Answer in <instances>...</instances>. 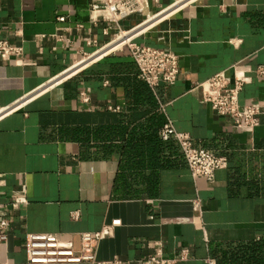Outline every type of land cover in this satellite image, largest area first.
I'll use <instances>...</instances> for the list:
<instances>
[{"label": "crops", "instance_id": "1", "mask_svg": "<svg viewBox=\"0 0 264 264\" xmlns=\"http://www.w3.org/2000/svg\"><path fill=\"white\" fill-rule=\"evenodd\" d=\"M173 6L135 40L179 58L176 83L151 89L126 49L86 60L113 36L89 23L88 0H0V40L22 50L0 59V264H26L27 234L78 250L104 226L114 230L99 261L141 264L162 249L186 250L179 264H264V125L233 128L193 91L237 64L239 102L264 101V0ZM167 121L226 159L213 182L191 178L176 142L161 140Z\"/></svg>", "mask_w": 264, "mask_h": 264}, {"label": "built area", "instance_id": "2", "mask_svg": "<svg viewBox=\"0 0 264 264\" xmlns=\"http://www.w3.org/2000/svg\"><path fill=\"white\" fill-rule=\"evenodd\" d=\"M164 1H172V3L158 9V6ZM178 1L181 0H88L89 23L93 26H97L100 22L104 23L107 26L103 30L104 35L112 31L113 36L108 44L86 56V60L119 41L125 37L124 35L132 33L148 21L149 17L159 14ZM57 21L64 22V18L60 17ZM124 23H128V25L125 27ZM142 34L127 38L117 50L111 53L126 49L129 58L138 70L139 79L151 89L160 84L174 85L179 75V58L169 50L136 43L135 40ZM93 44L95 43L93 42ZM21 54V48L12 47L7 42L0 40V59L17 58ZM256 73L261 74V72ZM246 80L245 72L241 71L237 64H234L209 80L195 84L193 91L199 93L200 102L203 105L208 106L216 115L230 121L233 128L250 132L254 128L264 125L262 122L264 101L239 102V96ZM78 97L82 104L89 102L84 91L80 90ZM159 137L164 142L169 140L176 142L193 179L213 182L215 173L225 170L227 167L225 158L195 147L190 136L177 132L169 121L160 129ZM194 203L196 206L197 203ZM17 204L11 202L9 206L14 209ZM8 227L9 221L6 218V212L0 210V243L7 242ZM113 230V226H104L98 232L81 234L78 250L61 247L55 234H27L23 246L26 264H124L118 258L99 261L96 257L98 244L112 237ZM186 260V250H182L172 258H166L163 256L162 249H157L152 257L142 261L141 264H179Z\"/></svg>", "mask_w": 264, "mask_h": 264}, {"label": "bare ground", "instance_id": "3", "mask_svg": "<svg viewBox=\"0 0 264 264\" xmlns=\"http://www.w3.org/2000/svg\"><path fill=\"white\" fill-rule=\"evenodd\" d=\"M191 2V1H190ZM177 7V6H176ZM176 7L175 6H173L172 8H167V9H165V10H163L162 12H160L159 14H157V15H155V16H153V17H149L150 18V20L148 19V21H146L144 24H142L140 27H138L137 29H135L132 33H130V34H128V35H124L125 37H123V38H121L119 41H117V42H115V43H113L112 45H110L109 47H107L106 49H104L103 51H101V52H99V53H97L95 56H93L91 59H89V62H90V60H94V59H97V58H102L103 56H105V55H108V54H110L111 52H114L115 50H117L119 47H120V45H121V43L123 42V41H125L127 38H129V37H132V36H136V35H139V34H142V33H144L146 30H148V29H150V27H152L153 25H155L156 23H154L155 22V20H159L160 18H163V16L164 15H166V14H168L169 12H172L173 10H175L176 9ZM152 18V19H151ZM164 19V18H163ZM152 20H154V21H152ZM153 22V23H152ZM159 23H161V22H159ZM158 23V24H159ZM150 24V25H149ZM157 24V25H158ZM157 25H155V27L157 26ZM154 27V28H155ZM153 28V29H154ZM149 31V30H148ZM147 32V31H146ZM145 32V33H146ZM99 58V59H100ZM87 62L88 61H83V62H81V63H79V64H77L76 66H74L71 70L72 71H70V72H68L67 74H65V76H70V75H72L73 73H75L77 70L79 71V69L81 70L82 68L81 67H83V66H85L86 64H87ZM91 62H94V61H91ZM89 64V63H88ZM3 114H1L0 115V117L2 116Z\"/></svg>", "mask_w": 264, "mask_h": 264}, {"label": "rangeland", "instance_id": "4", "mask_svg": "<svg viewBox=\"0 0 264 264\" xmlns=\"http://www.w3.org/2000/svg\"><path fill=\"white\" fill-rule=\"evenodd\" d=\"M172 7H173V5L170 6V8H172ZM170 8H169V9H170ZM151 19H152V18H151ZM149 20H150V18H149ZM152 21H154V20H152Z\"/></svg>", "mask_w": 264, "mask_h": 264}]
</instances>
